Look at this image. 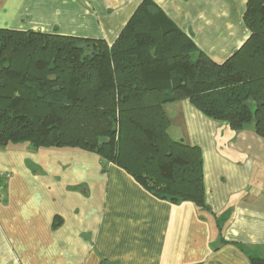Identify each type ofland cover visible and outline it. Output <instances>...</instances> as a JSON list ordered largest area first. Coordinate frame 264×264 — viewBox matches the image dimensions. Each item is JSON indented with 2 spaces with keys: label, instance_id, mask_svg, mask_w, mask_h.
<instances>
[{
  "label": "crops",
  "instance_id": "0c3cea01",
  "mask_svg": "<svg viewBox=\"0 0 264 264\" xmlns=\"http://www.w3.org/2000/svg\"><path fill=\"white\" fill-rule=\"evenodd\" d=\"M144 0H0V29L111 44ZM212 62L247 40L248 0H149ZM168 133L202 159L205 209L171 204L98 155L0 146V264H250L264 259V139L188 100Z\"/></svg>",
  "mask_w": 264,
  "mask_h": 264
},
{
  "label": "trees",
  "instance_id": "16d2710c",
  "mask_svg": "<svg viewBox=\"0 0 264 264\" xmlns=\"http://www.w3.org/2000/svg\"><path fill=\"white\" fill-rule=\"evenodd\" d=\"M243 21L249 36L222 64L149 0L111 44L0 29V146L92 152L154 197L205 209L200 151L170 137L164 106L188 100L264 139V0H248Z\"/></svg>",
  "mask_w": 264,
  "mask_h": 264
},
{
  "label": "built area",
  "instance_id": "2783aa9c",
  "mask_svg": "<svg viewBox=\"0 0 264 264\" xmlns=\"http://www.w3.org/2000/svg\"><path fill=\"white\" fill-rule=\"evenodd\" d=\"M1 191H2V189H1V187H0V196H1Z\"/></svg>",
  "mask_w": 264,
  "mask_h": 264
}]
</instances>
